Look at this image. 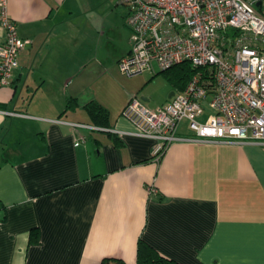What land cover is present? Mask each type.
<instances>
[{
  "label": "crops",
  "instance_id": "crops-1",
  "mask_svg": "<svg viewBox=\"0 0 264 264\" xmlns=\"http://www.w3.org/2000/svg\"><path fill=\"white\" fill-rule=\"evenodd\" d=\"M89 3L6 0L28 43L0 86V264H136L140 239L181 264H264V145L179 140L154 160L155 139L122 115L136 92L113 73L130 49L128 7L117 0L109 24ZM172 91L166 80L160 98L142 99L153 108ZM91 100L108 130L89 127ZM178 135L195 136L187 120Z\"/></svg>",
  "mask_w": 264,
  "mask_h": 264
},
{
  "label": "built area",
  "instance_id": "built-area-1",
  "mask_svg": "<svg viewBox=\"0 0 264 264\" xmlns=\"http://www.w3.org/2000/svg\"><path fill=\"white\" fill-rule=\"evenodd\" d=\"M122 1L130 30V49L118 61L122 74L154 73L183 62L195 69L185 88L165 103L152 108L133 94L122 110L139 135L155 139L154 160L179 140L264 145V0ZM0 18L5 31L0 86H5L28 41L8 15L6 0H0ZM205 103L211 112L199 120ZM182 120L195 136L178 135ZM148 190L156 192L153 186Z\"/></svg>",
  "mask_w": 264,
  "mask_h": 264
},
{
  "label": "trees",
  "instance_id": "trees-1",
  "mask_svg": "<svg viewBox=\"0 0 264 264\" xmlns=\"http://www.w3.org/2000/svg\"><path fill=\"white\" fill-rule=\"evenodd\" d=\"M163 74L166 76L167 80L173 84L176 91H180L185 88L192 75L195 73V69H193L189 63L183 62L173 67L161 70ZM159 72V73H160ZM152 79V78H151ZM74 105H78V101L76 98H70L67 102V108L74 107ZM84 108L88 112L89 116L98 128L103 130H108L107 120H108V112L105 107H103L100 103L91 100L84 104ZM110 135V134H109ZM113 143L117 146L121 144L119 139L112 135ZM30 243L38 242V231L37 229H32L30 232ZM100 264H126L124 261L118 258H103ZM136 264H181L174 259L168 258L160 254L154 247L140 239L138 241L137 248V261Z\"/></svg>",
  "mask_w": 264,
  "mask_h": 264
},
{
  "label": "rangeland",
  "instance_id": "rangeland-1",
  "mask_svg": "<svg viewBox=\"0 0 264 264\" xmlns=\"http://www.w3.org/2000/svg\"><path fill=\"white\" fill-rule=\"evenodd\" d=\"M117 3V0L112 2V0H90L91 8H93V14L97 17V19H104L107 18V22L109 24H115L118 21V15H114V13L111 12L112 8H115ZM110 32V31H109ZM113 37L118 35V31L113 30L111 31ZM115 79L118 81L117 88L124 92L132 91L136 92L133 94H137L139 97H154V98H160L162 95V88L165 84V81L167 80L166 76L163 75L159 80L157 81H146L142 82V77L144 74L138 75L137 77H130L127 75H122V73L118 70V67L113 70ZM163 74V72H160L159 75ZM136 76V75H135ZM116 81V80H115ZM150 102V99L148 101V104ZM205 113L199 118V120H204L205 117L211 112L209 107L207 106V103L204 104Z\"/></svg>",
  "mask_w": 264,
  "mask_h": 264
},
{
  "label": "water",
  "instance_id": "water-1",
  "mask_svg": "<svg viewBox=\"0 0 264 264\" xmlns=\"http://www.w3.org/2000/svg\"><path fill=\"white\" fill-rule=\"evenodd\" d=\"M173 94H174V91H172V92L169 94V96L171 97Z\"/></svg>",
  "mask_w": 264,
  "mask_h": 264
}]
</instances>
